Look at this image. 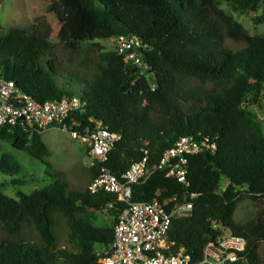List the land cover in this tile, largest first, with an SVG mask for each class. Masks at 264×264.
<instances>
[{
  "label": "trees",
  "instance_id": "trees-1",
  "mask_svg": "<svg viewBox=\"0 0 264 264\" xmlns=\"http://www.w3.org/2000/svg\"><path fill=\"white\" fill-rule=\"evenodd\" d=\"M225 1L255 14L262 10L256 20L264 24V0ZM220 6V0L54 1L49 10L60 26L73 24L82 11L93 19L92 31L82 36L72 29L62 43L63 55L91 73L71 67L66 75L58 47L42 30L11 27L0 34V79L14 81L40 103L77 96L87 107L72 113L82 125L76 130L86 135L87 127L103 123L121 136L108 161L91 167L90 182L102 167L120 178L146 151L151 168L181 137L209 138L217 152L190 158L188 188L158 172L134 186V201L200 195L191 216L174 220L172 250L202 259L206 244L220 234L217 225L247 239L238 264H264L257 252L264 209L258 219L235 220L239 202L264 199V130L252 112L264 101V34L252 35ZM122 36L140 40L141 67L126 64L117 50L96 55L97 41ZM0 140L41 161L54 181L29 195L19 192L17 200L0 185V264H99L97 248L113 244L115 227L96 223L116 197L71 190L65 174L52 171L40 133L6 127ZM1 158L3 173H18L7 155ZM121 209L118 204L111 211L115 221Z\"/></svg>",
  "mask_w": 264,
  "mask_h": 264
},
{
  "label": "built area",
  "instance_id": "built-area-1",
  "mask_svg": "<svg viewBox=\"0 0 264 264\" xmlns=\"http://www.w3.org/2000/svg\"><path fill=\"white\" fill-rule=\"evenodd\" d=\"M3 0H0V12ZM116 50L124 57L126 64L142 66L138 48L141 42L135 36L119 37ZM87 103L77 96L64 97L60 101L40 103L23 92L14 81L0 79V130L6 127L20 128L27 133L45 132L55 125L70 134L73 140L88 142L93 166L104 165L114 145L121 136L111 132L103 123H96L95 129L86 128L82 135L75 128L82 127L73 117L74 112L86 109ZM217 145L209 138L194 136L181 137L167 150L160 161L149 167L147 151L145 157L119 178L102 167L99 175L91 182L89 192L109 194L116 202L106 206L103 212L112 211L116 205L122 209L116 216L114 242L109 247L102 246L97 253L99 264H238L240 254L247 249L248 241L236 236L230 229L218 227L220 234L209 241L202 259L196 261L185 249L172 250L170 232L175 219L193 214L197 194H186L181 201L178 197L149 202L134 201V186L146 182L158 172H167V177L175 179L185 187L188 181L190 158L199 154L217 152Z\"/></svg>",
  "mask_w": 264,
  "mask_h": 264
},
{
  "label": "rangeland",
  "instance_id": "rangeland-1",
  "mask_svg": "<svg viewBox=\"0 0 264 264\" xmlns=\"http://www.w3.org/2000/svg\"><path fill=\"white\" fill-rule=\"evenodd\" d=\"M52 0H3V9L0 12V34H4L11 27L24 28L28 31H35L40 29L51 42L58 47L59 53L63 59V69L66 75L71 76L69 70L71 67H77L82 71L90 72L87 65L79 63L78 59L69 60L62 53L63 39L71 35V30L75 28L82 30V36L85 33L92 31L94 28L93 19L82 11L78 19L68 26H60L56 24L55 19L49 8L54 3ZM61 1V0H59ZM74 4L81 5V0H71ZM220 8L227 14L232 15L238 22L242 23L252 35H263L264 24H258L257 17L261 16L262 10L257 14L247 9H242L239 5L225 0H220ZM101 46L97 50V56L101 54L112 53L116 50V41H97ZM67 68V69H66ZM77 90V87H75ZM79 89V88H78ZM256 119L261 124L264 130V101L260 108L257 106L252 109ZM42 137L47 147L50 150V162L53 166V172L62 171L71 190L89 191L91 184L89 180L90 170L92 166L90 145L88 142L82 140H73L70 134L61 131L55 125H51L42 133ZM0 166L2 162V155H7L11 161L15 163L10 165L11 168L17 169L20 167L18 173H14L10 169L6 172L0 169V185L3 186L1 191L7 196L18 199V193L32 194L37 190H42L50 186L54 181L51 176L47 174V167L36 158L30 156L27 152L18 151L8 141L0 140ZM30 146H33L31 144ZM16 180L24 181L23 185H13ZM226 188V187H225ZM223 188V190L225 189ZM264 209V199L253 201L248 198L239 202L237 211L235 213V220L238 223H246L248 221L258 219ZM116 224L114 214L109 210L108 212H101L99 220L96 223L98 227L114 229ZM61 245L63 244V233L60 235ZM258 245V255L264 263V243ZM100 246L97 248V253Z\"/></svg>",
  "mask_w": 264,
  "mask_h": 264
},
{
  "label": "clouds",
  "instance_id": "clouds-1",
  "mask_svg": "<svg viewBox=\"0 0 264 264\" xmlns=\"http://www.w3.org/2000/svg\"><path fill=\"white\" fill-rule=\"evenodd\" d=\"M93 162V161H92ZM92 165H93V163H92ZM228 229V228H227Z\"/></svg>",
  "mask_w": 264,
  "mask_h": 264
},
{
  "label": "crops",
  "instance_id": "crops-1",
  "mask_svg": "<svg viewBox=\"0 0 264 264\" xmlns=\"http://www.w3.org/2000/svg\"><path fill=\"white\" fill-rule=\"evenodd\" d=\"M92 166H93V165H92ZM92 166H91V167H92Z\"/></svg>",
  "mask_w": 264,
  "mask_h": 264
}]
</instances>
